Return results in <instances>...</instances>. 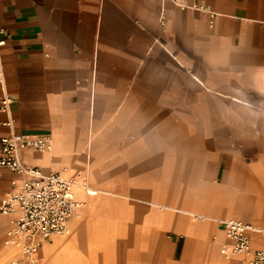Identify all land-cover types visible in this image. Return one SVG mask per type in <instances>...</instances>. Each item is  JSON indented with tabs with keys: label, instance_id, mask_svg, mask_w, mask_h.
Returning a JSON list of instances; mask_svg holds the SVG:
<instances>
[{
	"label": "crops",
	"instance_id": "0c3cea01",
	"mask_svg": "<svg viewBox=\"0 0 264 264\" xmlns=\"http://www.w3.org/2000/svg\"><path fill=\"white\" fill-rule=\"evenodd\" d=\"M180 1L0 0V93L15 96L0 136L50 133V156L27 149L23 161L101 193L89 219L105 241L89 223L64 251L91 238L106 264L118 252L131 254L122 264H215L220 242L203 238L215 214L233 203L263 211L253 166L264 160V0ZM193 4L215 12L213 25ZM185 214L207 220V234ZM157 215L171 220L159 234ZM48 242L44 264H65Z\"/></svg>",
	"mask_w": 264,
	"mask_h": 264
},
{
	"label": "built area",
	"instance_id": "2783aa9c",
	"mask_svg": "<svg viewBox=\"0 0 264 264\" xmlns=\"http://www.w3.org/2000/svg\"><path fill=\"white\" fill-rule=\"evenodd\" d=\"M174 1L181 3L180 0ZM192 7L206 12L209 25H213V10L200 4ZM4 32L0 27V47L5 42ZM2 79L0 70V82ZM14 100V95L1 92L0 112L8 113ZM6 124L10 125V121L7 120ZM50 144V136L46 133L11 132L0 136V178L4 168L22 175V182L19 185L11 183L12 190L0 197V213L15 216L3 242L14 249L25 264H40L42 243L53 235L70 233V220L83 204L74 196L76 179L67 175L64 169L45 172L23 161L21 153L24 148L43 151L49 149ZM218 222L226 237L219 249L223 258L249 255L247 262L242 264H264V246L253 248L251 245V232L255 230L251 222L235 217L218 218Z\"/></svg>",
	"mask_w": 264,
	"mask_h": 264
},
{
	"label": "bare ground",
	"instance_id": "6f19581e",
	"mask_svg": "<svg viewBox=\"0 0 264 264\" xmlns=\"http://www.w3.org/2000/svg\"><path fill=\"white\" fill-rule=\"evenodd\" d=\"M48 134H49L50 139H51L50 147L47 150L39 151L40 155H46L47 154L48 156H50V154L53 151V145H55L56 141L53 139V137L51 136L50 133H48ZM27 149L33 150L32 148H24L23 150H27ZM24 155H25L24 156L25 157V161L27 162V159H28L27 156H26L27 153L25 152ZM253 168H254L253 172H255L259 177H261L264 174V160L261 161V162L259 161V163L255 164L253 166ZM67 172L70 175H73L72 172H69V171H67ZM10 174H12V175H9V173H3V176L0 178V194H1V189L4 188V187H7V186L8 187L11 186V183L14 182V183H17L19 185L22 182V175L17 174V173H10ZM73 192H74V195L76 197L83 199V201L85 203H87V205L89 207V210H92V208L93 209L96 208L95 205H97V204L93 203L94 201L92 199L96 198V196L100 192V190H98L97 188L90 187L84 181H77V183L73 187ZM156 205H159V207L167 208L169 211L170 210L181 211V212L186 211V212L192 214L193 216L200 215L199 218H203V217L204 218H209V216H205L204 214H202L200 212H196L194 210L182 209L181 207H179L177 205L161 204V203H158V202H156ZM98 208H99V206H98ZM224 208L227 209L226 214H229V216H233V217L235 216V217L242 218V219L243 218L244 219H252V220H255V221L262 220V218L259 216L258 213L256 214L254 212H251L250 207H249V203L248 204H244V203L243 204H241V203L236 204V203H233V204H229V205L225 204ZM263 210H264V208H263ZM9 216H13L15 218V216L13 214L0 213V220L9 219L10 218ZM157 218H158V220H157V226H156L157 228L156 229H157V233L159 234V233L162 232V230H165L166 228L170 227L171 220H170L169 217H166L164 215L163 216H158L157 215ZM198 220H200V219H198V218L193 219V221H196L197 223H202L204 225L203 226V232L207 234V232L210 229L209 228V222L207 220L206 221L202 220V221L198 222ZM10 221H12V220L10 219ZM14 221H13V223H14ZM85 224L84 225H82V224L80 225V228H79L80 231L83 230L85 227L87 228V225H85ZM90 224L92 225V230L95 231V235L98 238L102 239V240H100L101 242H104L105 239H104L103 233H104L105 227L100 222V219H97L96 221L91 222ZM193 224H195V223H193ZM190 225H192V224H190ZM215 227H216V230H217L218 234L219 233L224 234V231H223L222 227L217 222L215 223ZM263 232H264V226H260L259 224H255V230L253 232H251L252 233L251 234V245L252 246L258 247V246H262L263 245V241H261L262 238H263L262 237ZM204 237H205V239L207 238V236H203V238ZM57 241H58V243H60L61 239H59ZM214 241H215V243L217 245L221 241V239L217 238V235H216ZM65 245L67 247H69L68 243H66ZM2 247H4L3 243H2ZM51 247H52V245H51V243L48 242V240H45L42 243V246L40 248V252L43 254V257L47 256L49 254V252L51 251V249H50ZM9 249H12V248L8 247V246H5L4 248L1 249V251H2L1 252V264H25L23 262V260H21V258L18 257L19 255H18L17 252H16L17 256L10 257L9 253H8ZM107 256H110V259L113 258V255L110 254V253H107ZM215 257H216V255H215ZM216 258H215V264H242L247 259V257H245V255H236V256H233V257L229 258L227 261H223L222 259H218V258L216 259ZM224 259H226V258H224Z\"/></svg>",
	"mask_w": 264,
	"mask_h": 264
},
{
	"label": "rangeland",
	"instance_id": "374dc122",
	"mask_svg": "<svg viewBox=\"0 0 264 264\" xmlns=\"http://www.w3.org/2000/svg\"><path fill=\"white\" fill-rule=\"evenodd\" d=\"M39 133V132H37ZM47 134V133H46ZM65 173L69 176H71L67 170L65 168H63ZM62 170V169H60ZM8 172V171H7ZM10 173H14V172H11L9 171ZM18 174V173H17ZM11 175V174H10ZM74 177V176H73ZM75 178V177H74ZM76 179V178H75ZM77 182V180H76ZM91 187V186H90ZM93 188V187H92ZM12 190V187L11 186H7V187H4L1 189V194H0V197L4 196L6 194V192ZM98 194H101L100 192ZM97 194V195H98ZM75 196V195H74ZM76 197V196H75ZM78 200L82 201L83 204L81 205L80 207V210H79V213L76 214L75 216H73L70 220V227H71V231L70 233L68 234H56V235H53L52 237L48 238L47 240H59L61 239V242L60 244L57 242V247L56 250L57 252L56 253H53L52 255H54V261L56 263H61L63 261H65L64 263L65 264H82V255H84L85 257V261L83 262V264H106L105 262V258L103 259V256L106 254L105 252L103 253V251H94L95 247H93L92 245L96 244L97 242L94 241L93 239H89L87 244V250L86 248H80L78 246V242L75 243V247H71L69 250H66L64 251L63 249H61L62 246H64L63 244L67 243L69 240L71 239H74L75 236L77 235V230L76 229H79L80 228V225H88L90 222V210L88 209L87 210V206L85 204V202L83 201V199L81 198H78L76 197ZM158 209H160L162 212H165L167 211L168 209L167 208H163V207H159V205H157ZM221 206V205H220ZM257 206H254L252 207V210L251 212H254V213H262V220H258V221H255V220H252V219H247V220H250L252 222H254L255 224H259L260 226H264V210L262 211V208H260L259 210H255ZM192 210V209H191ZM195 211V210H194ZM260 211V212H259ZM184 214V213H183ZM186 215V214H185ZM229 214H222V213H219V214H215V217H221V218H224V217H228ZM12 221H10V225L2 232L0 233V264H1V249L5 247L4 245V238L6 236V233L7 231L9 230V228L13 225V221L15 220V218L13 216H9ZM187 217V215H186ZM244 219V218H243ZM87 220V221H86ZM75 222V223H74ZM187 222L189 224H193V223H196V221H193L192 218L189 216L187 217ZM215 220H214V224H215ZM74 226H73V225ZM217 235V238H220L221 241H220V246L221 244L226 240V237H225V234H222V233H217V230L214 226V229L212 231H209V235L207 236V242L208 244H212L213 242L215 243V236ZM262 240L263 241V245H264V232L262 234ZM193 239V238H191ZM2 243L4 245V247H2ZM117 244H115L116 246ZM262 245V246H263ZM262 246H258V247H254L252 246L253 248H259V247H262ZM167 247V246H166ZM116 248V247H115ZM79 249H82L83 252H80ZM218 249V253H220L219 249L220 248H217ZM9 252V256L10 257H13V256H17L16 254V251L14 249H9L8 250ZM167 251V252H166ZM165 253H156V257H157V260H158V256L161 255V256H165L167 255L168 257L172 256L173 254L171 252H168V250H166ZM114 254V262L113 264H122L121 262H130L131 261V254L130 253H121V252H118V253H113ZM39 255H42L41 252L39 253ZM64 255V258H62V256ZM175 258H178L179 257V253L176 252L175 254ZM19 258H21V256H18ZM245 257H247V259H249V255H245ZM62 258V259H61ZM220 258L223 260V261H227L228 259H224L223 257L220 256ZM39 259H40V262L41 264H44V259H42V256H39ZM61 259V261H60ZM65 259V260H64ZM107 259V258H106ZM120 259V261H119ZM247 259H246V262H247ZM21 260H23V258H21ZM67 261V262H66ZM139 261H144L143 259L142 260H139ZM24 262V260H23Z\"/></svg>",
	"mask_w": 264,
	"mask_h": 264
}]
</instances>
